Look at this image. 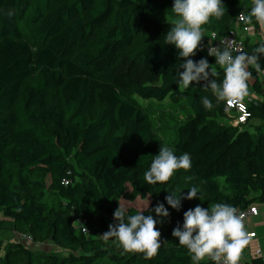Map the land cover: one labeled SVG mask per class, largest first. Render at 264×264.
<instances>
[{
    "label": "trees",
    "instance_id": "1",
    "mask_svg": "<svg viewBox=\"0 0 264 264\" xmlns=\"http://www.w3.org/2000/svg\"><path fill=\"white\" fill-rule=\"evenodd\" d=\"M263 9L264 0H0V264H220L231 211L264 201V41L243 37L251 63L203 52L239 15L257 32ZM243 81L254 98L233 124L226 99ZM164 100L187 112L168 142L143 104ZM198 194L210 226L199 246ZM124 198L148 203L124 208Z\"/></svg>",
    "mask_w": 264,
    "mask_h": 264
},
{
    "label": "built area",
    "instance_id": "2",
    "mask_svg": "<svg viewBox=\"0 0 264 264\" xmlns=\"http://www.w3.org/2000/svg\"><path fill=\"white\" fill-rule=\"evenodd\" d=\"M243 16H238V21L235 29L230 30L226 35L217 37L214 33H210L209 39L211 40L205 45V51L210 55L215 64L230 65L236 64L244 59L247 62H252V57L250 55H242L245 50L243 43V37L245 35H254L256 30L253 26L243 25ZM234 85L231 86L235 89L238 88L239 83L233 82ZM254 96V95H253ZM254 97L251 95L244 96L240 91L237 94H233L226 99V105L230 109H234L235 118L233 119L234 124L243 123L248 117V110L246 101H252ZM258 213V207L254 204L248 205L246 208H235L230 213V222L227 228L228 234L236 238L250 239L255 237V232H247V224L249 219ZM85 219H78L76 221L77 228L84 233L88 232L85 226ZM26 241H31V237L26 234L19 236ZM256 255H260L261 251L257 250ZM263 259L264 257L261 256ZM218 262L220 264H231V262L226 258H219Z\"/></svg>",
    "mask_w": 264,
    "mask_h": 264
},
{
    "label": "rangeland",
    "instance_id": "3",
    "mask_svg": "<svg viewBox=\"0 0 264 264\" xmlns=\"http://www.w3.org/2000/svg\"><path fill=\"white\" fill-rule=\"evenodd\" d=\"M159 19L162 20H169L173 23V26L180 27L182 28L185 32L196 36L198 39L201 38H207L208 33L207 32H202L199 30H196L194 28H191L189 26H184L179 18L175 17H170L167 15H160L158 16ZM259 28L258 31L255 33L253 37H259L264 41V9L262 10V13L259 17ZM204 56V61H207L208 59V54L204 51L203 52ZM262 80L264 81V76H262ZM239 83V90L244 94V96H249L252 94L251 89L249 88L247 82L243 81L242 83ZM234 85L233 83H231ZM235 89V88H234ZM236 90V89H235ZM252 97L253 94L251 95ZM146 105L148 108H150V113H151V119L153 121L154 127L159 130L161 136L163 139L168 142L169 139H172L174 137L173 133V124L177 120H181L184 118L186 111H179L178 109H175L172 105H170V102L168 100H164L161 102H156V101H145L143 103ZM234 111V110H233ZM235 114V111H234ZM233 121V118L231 119ZM224 122H227L226 120H222ZM255 122L256 120H251ZM234 124V121H233ZM221 179V178H220ZM205 199L201 194L196 195V202H195V212L191 217V223H192V232L194 236V240L197 244V246L202 245L209 239V230L210 226L207 221V208L205 206ZM148 203V198L145 199H140V198H127V199H121L120 200V205L122 207H127V206H135L137 208H142L146 206ZM257 203V201H254L253 204ZM10 234L4 235V237H8ZM50 247V245H43V247ZM245 247H242V250H245ZM226 254L222 255L221 258H226L229 261H232L233 259H236V264H244L243 260L241 258H233L230 259ZM233 257V256H232Z\"/></svg>",
    "mask_w": 264,
    "mask_h": 264
},
{
    "label": "crops",
    "instance_id": "4",
    "mask_svg": "<svg viewBox=\"0 0 264 264\" xmlns=\"http://www.w3.org/2000/svg\"><path fill=\"white\" fill-rule=\"evenodd\" d=\"M254 205L258 207V213L252 216L247 224V232H255V237L250 239L236 238L229 235L226 245L220 247V258L222 255L226 254L230 259L241 258L243 262L257 256L256 251L260 250L261 254L258 256L264 257V201L257 202ZM245 247V250H242ZM50 247L44 246V249H49ZM233 256V257H232ZM236 259H233L234 264H236Z\"/></svg>",
    "mask_w": 264,
    "mask_h": 264
}]
</instances>
